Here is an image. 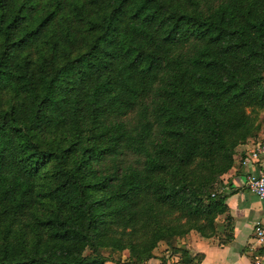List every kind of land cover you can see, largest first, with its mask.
<instances>
[{"label": "trees", "instance_id": "1", "mask_svg": "<svg viewBox=\"0 0 264 264\" xmlns=\"http://www.w3.org/2000/svg\"><path fill=\"white\" fill-rule=\"evenodd\" d=\"M263 128L264 0H0V264H195Z\"/></svg>", "mask_w": 264, "mask_h": 264}, {"label": "crops", "instance_id": "2", "mask_svg": "<svg viewBox=\"0 0 264 264\" xmlns=\"http://www.w3.org/2000/svg\"><path fill=\"white\" fill-rule=\"evenodd\" d=\"M262 133L264 128L257 135ZM250 138L236 147L231 167L220 177L216 190L223 195L225 208L214 218V233L202 236L191 230L181 240L192 254L199 255L195 264H264V232L260 241L253 229L259 221L264 230V198L244 184L249 170L264 169V154L247 165L240 163Z\"/></svg>", "mask_w": 264, "mask_h": 264}, {"label": "built area", "instance_id": "3", "mask_svg": "<svg viewBox=\"0 0 264 264\" xmlns=\"http://www.w3.org/2000/svg\"><path fill=\"white\" fill-rule=\"evenodd\" d=\"M250 144L245 148L240 163L247 165L250 162L257 161L258 157L264 154V133L250 138ZM245 186L259 197L264 198V169L255 168L248 171L245 175ZM254 232L258 240L263 239V228L259 221H255L253 225Z\"/></svg>", "mask_w": 264, "mask_h": 264}, {"label": "rangeland", "instance_id": "4", "mask_svg": "<svg viewBox=\"0 0 264 264\" xmlns=\"http://www.w3.org/2000/svg\"><path fill=\"white\" fill-rule=\"evenodd\" d=\"M133 158L134 157L127 155L125 160L129 162ZM185 236L186 234L182 237H175L171 241V244L174 246H180V245L184 246V242H182L181 240L186 238ZM98 251L106 259L104 262L105 264H128L127 251L125 249L115 250L109 247H99ZM85 252L87 253L88 250H86ZM152 252H153V257L148 258L147 263H151V264L158 263L159 260L163 258L165 260V264H174L178 259V255L172 254L170 252L169 246L163 240L157 242L156 246L152 249Z\"/></svg>", "mask_w": 264, "mask_h": 264}]
</instances>
